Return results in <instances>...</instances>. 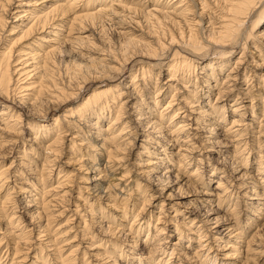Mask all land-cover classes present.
Segmentation results:
<instances>
[{"label": "bare ground", "instance_id": "6f19581e", "mask_svg": "<svg viewBox=\"0 0 264 264\" xmlns=\"http://www.w3.org/2000/svg\"><path fill=\"white\" fill-rule=\"evenodd\" d=\"M12 14L14 23L9 31L15 36L7 38L2 31L8 24L7 17ZM107 27L114 28L119 41L122 39L121 54L117 56L109 46L98 50L96 56L82 53L81 50L93 44V39H102L103 29ZM256 27L258 33L253 32ZM137 31H142L150 40L141 39ZM250 36L262 38L264 44V0H0V158L11 155L22 145V134L26 130L31 131L32 138L28 140L41 150L37 158L31 153L34 147L30 144L28 150L24 144L15 157L19 159L18 164L12 161L5 167L0 162V215L5 222L7 220L6 230H0V264H23L31 248L37 251L31 264H75L83 252L85 264H91L90 257L102 260L99 264H122L121 258L126 260L123 264H185V261L186 264H250L253 252L264 253L261 247L253 248V244L264 243V220L256 232L259 235L254 233L243 245V241L232 239L231 234L236 230L234 223L220 229L230 223L229 216L212 215L216 212L214 207L223 206L232 195L225 171L218 174V167L213 166L212 174L218 175V185L216 191H203L205 197L201 200L207 205L174 200L182 186L205 184L201 173L204 158L198 159L195 169H189L193 153L205 147L203 141L212 144L205 147L211 149L213 144L217 147L225 143L229 136L235 141L234 155L242 154L241 159L245 160L244 167H249L248 156L255 149L252 145L256 144L259 149L257 174L262 177H248L255 178L256 183H252L255 187L264 186V118L259 123L263 127L259 134H251L246 119L250 110L254 112L253 99H250L254 87H241L243 80L250 81L249 65H242L247 63L243 60ZM239 45H243L242 52L233 67L229 65L231 59L216 57L228 55ZM64 54L69 59L63 61ZM167 59L171 61L166 69L168 81L159 85V73L154 75L151 90L146 80L151 78L150 67L162 65ZM134 61L138 65L137 73L130 76V82H123L121 77L126 67ZM226 70L222 77L221 73ZM261 72L264 76V70ZM166 84L170 98L160 106L157 98ZM260 84L264 87L262 75ZM89 86H94L91 93L80 102L71 103ZM235 91L240 94L234 102H226ZM213 94L215 101L211 99ZM261 100L264 102V96ZM262 106L264 117V103ZM58 108L61 114H53ZM25 114L28 117L24 118ZM31 115L42 123L32 120ZM49 116H53L52 122L45 123ZM220 129L222 132H218ZM219 135L226 141L217 138ZM64 145L72 151L69 161L74 159L73 162H82L84 157L79 153L85 149L88 158L78 170L86 166V170L94 173L93 186H85L84 190L97 192L92 197L97 196L96 199H88L90 193L87 192L80 204L71 200L72 188H66L73 182V175L63 167L71 162L57 165L55 170ZM130 147H141V150L134 153ZM75 153L80 158L73 157ZM29 155H33L38 164L32 163ZM101 161H104L103 166ZM231 162L232 168H238L239 161ZM13 167H17L18 175L9 171ZM133 167L134 174H131ZM12 176H21L16 177L22 180L21 185L11 186ZM130 177L132 180L127 182ZM253 187L250 192L264 196V190ZM77 188L83 189V186ZM169 190L155 216L150 210L154 195ZM134 191L139 198L130 197ZM21 192L25 193L24 207H33L32 212L19 213L18 207L23 203L14 194L22 196ZM212 196L218 198V203H214ZM75 198L79 201L80 196ZM97 199L102 202L96 203ZM138 202L143 206L133 211L129 230H123L125 224L122 228L116 226L115 222L127 219ZM71 203L76 206L74 209H69ZM107 206L114 207L117 213L105 211ZM255 206L261 209L258 204ZM65 211H72L74 215L70 214L61 224L58 221ZM233 212L231 209L229 213ZM75 215L76 221L72 217ZM151 218L156 220L155 225ZM153 227L155 232L151 233ZM168 230H172L171 233ZM224 230L226 234L222 235ZM91 231L100 232L102 237L86 242V246L71 244L73 241L69 242L70 237H66L72 232H75L73 240L91 237ZM142 235L146 237L143 244ZM171 236L177 239L168 251L166 238ZM32 237L38 241L33 242ZM118 237L132 240L133 250H137L140 243L143 247L138 253L131 252L124 247L125 242L115 239ZM195 241L198 248L189 253L187 248ZM64 242L71 244L66 250ZM104 244L108 246L102 249ZM4 246L6 250L2 255ZM91 250L96 252L91 253ZM158 250H163L164 254L155 257ZM221 250L225 251L222 259L218 257ZM87 254L90 257H86ZM173 258L177 261L172 262Z\"/></svg>", "mask_w": 264, "mask_h": 264}, {"label": "rangeland", "instance_id": "374dc122", "mask_svg": "<svg viewBox=\"0 0 264 264\" xmlns=\"http://www.w3.org/2000/svg\"><path fill=\"white\" fill-rule=\"evenodd\" d=\"M14 10L15 9H13L12 11H14ZM11 16H12V18H10ZM11 16L10 17H7L8 18V24L5 27L4 31H2L3 33L1 32L4 36H7V38H11V37H14L15 36V35H10V31H9V29L11 28V26L14 23V20H12V19H13V16H15V15L12 14ZM253 17L254 16H252V18ZM252 18H251V20H253ZM250 21L247 22L246 26H248V25L250 26ZM129 25H131V24H129ZM249 26L247 27L248 30L250 29ZM260 26H261V24H259V30L261 29ZM257 27L255 28V30H253V32L256 31V33H258L259 30H256V29H258ZM142 33H143L142 31H137V35H139V37L141 39L142 38L143 39L146 38L145 40H147V39L150 40V38H147L148 36H146L144 33L143 34ZM102 34H103V35H101L102 36L101 37L102 39H100V41H99L98 38H96L95 40L93 39V44H91L85 50H83V51L81 50V52L82 53H85L86 56H96V55H98L97 54L98 53V50L100 51L104 46L105 47H108L109 46L108 48L112 49L116 53L117 56L120 55L121 54V50H120V47L121 46H119V45H120V43H121L120 41H122V39H120V41H119V38H118L119 36L117 35L116 30H114V28H112V27H107V28L103 29ZM103 38H104V41H103ZM254 40L260 41V42H256ZM261 40H262V38L254 39L252 37L248 39L249 46H248V49L246 50V54L244 56L246 58L243 60V61H246L247 63L246 64H242V65H249L248 66V71H249L248 72V75L250 77V81H245L244 82V80H243V84L241 85V87L243 89L247 88L249 85H250L249 86V89L252 88V87H254L251 90L252 92L250 93V96H251L250 99H253V103H254L253 104V110H254V112L252 113V111L250 110V112L247 113V116L249 118L246 119V122L248 124H250L249 129H251V132H252L251 134L254 133L253 135L259 134L260 130H262L263 127H260L259 126L260 125L259 123H260V120L261 119L263 120V118H264L262 116V113H261V110H263L262 109L263 108L262 104L264 103L261 100L262 97L264 96V87L260 86V85H262V84H260V75H262V79H264V76L262 74L263 72H261L262 70H264V64H261L262 63V60H264V44H263V42ZM242 42H244V39L242 40ZM242 46L243 45H239L237 47H234L233 51L231 53H229L228 55H225V56H222V57H220V55H218L216 57L217 58L219 57L220 59H222L224 57H225V59H227V58L228 59H231V61L229 62V65L231 67H233L234 66V62L238 59V57L240 56V53L242 52ZM252 47H255L256 49H254ZM116 48H118L119 50L116 49ZM93 49H95V50H93ZM116 51L117 52L119 51V53H117ZM61 59L64 61L66 59H69V56H66L64 54L63 56H61ZM207 59H209V58H207ZM151 60H152V62H156L154 59H151ZM170 62H171L170 59L169 60L167 59L165 62H163L162 65H153V66L150 67V70H151V72H150L151 73V78L150 77H147L146 80L149 81L147 86H151L152 85V79H154V75H156L158 73L159 74L157 75V77L159 78V83L161 82V84H159V85H162V83L164 84V83H166L168 81V76L166 75V69H167V67H168V65H169ZM137 69H138V65L135 64V61L133 63H129V65L126 67V71H125L124 75L121 77V80L123 82H130V76L132 74H134V73L136 74L137 71H138ZM226 73H227V70H226V72L223 71L221 73V76L222 77L225 76L224 74H226ZM192 80H193V84H194L195 81H194V79H192ZM188 85L191 86V88H194L193 87L194 85H192L190 82H188ZM164 86H165V88H164V91L162 92V95L158 96V98H157V101H159L160 106L164 105L165 102L170 98V95L167 94L168 90L166 91L167 84L164 85ZM93 87L92 86H89V88H87L86 91H84L82 93V95L79 97L78 100H74L71 103L74 102L73 104H75L76 102H80V100H82L86 95H88L89 93H91L93 91V89H94ZM150 89L152 90V86L150 87ZM180 91L181 92H184V88H181ZM213 92L216 93L217 91L214 90ZM166 94H167V97H165L163 99V97L166 96ZM239 94H240L239 91L233 92V95L226 102L233 103L234 102V99ZM215 98H216V96L213 94V96L211 97V99L213 101H215ZM225 99H227V98H225ZM246 99L247 100H245V101H247V103H250V101L248 100V98H246ZM221 104H223V103H221ZM192 109L195 110L196 108H192ZM189 113H192V112H189ZM53 114L60 115L61 114V109L58 108L56 111H53ZM228 114L231 115L229 112H228ZM26 116L27 115L25 114L23 117L26 118ZM31 117H32L31 118L32 120H38V121L41 120V119H39L36 116H32L31 115ZM51 117H53V116H49L44 122L45 123L52 122V118ZM40 122L42 123V121H40ZM227 122H229V120ZM169 127H171V126H169ZM218 132H222V129L218 130ZM204 135L209 136L210 134L209 133H205ZM22 136L24 137L23 142H22V145L20 144L19 147H16V150L13 151V153L11 155H7L6 157L0 158L1 164L2 165L5 164V167H8L11 164L12 161H16V163L14 165L18 164L17 162H19V159H16L15 157L20 154L19 152H20V150H22L24 144L27 146L28 150H30L29 149L30 148V144H31V146L34 147V150L31 153L35 157L38 158V156L41 155L40 154V151H41L40 150V147L38 145H36V144H32V142L30 140H28L29 138H32L31 137V131L30 130H26L25 133L22 134ZM141 138H143V137H141ZM217 138H219L221 140L223 139V141L224 140L226 141V139H224V137H222L221 135H219ZM227 139L228 140L225 143H223V144L221 143L217 147L213 144L214 147H211V149H209L210 147L207 148V149L205 147L206 146H210L212 144H210L209 142L203 141V144H204L205 147L203 149L201 148L202 150L200 149L199 152L193 153V156L194 157L192 159V163L189 166V169H195L196 168V165L198 164V159L199 158H204V162H203V164H201V170H202L201 173H202L203 178L205 179L204 180L205 181V184L204 183H203L204 185L203 184H198L197 186H194V185H192V186H182L180 188L181 190L177 193L176 196H174L175 197L174 200H176V198H177V201H182V202L193 201V202H195V204L198 203L200 206L202 204L203 205H207L206 203L204 204L202 202V200H201L202 197H205V195L202 194L203 191L204 190L206 192L216 191V186L218 185V183H217L218 175H215L214 176V174H212L213 166L216 167V168L218 167V169H217L219 171L218 174L222 173V171H225L224 172L225 175H228V176H226V178L228 180H230V182H227V185L230 184V186H231L230 187V191H231L232 195H231L229 201L227 200V202L223 203V206H219V205H217L218 207L215 206L214 209H215L216 212L214 214H212V215L213 216H216V215H219L220 214V215H225L227 217L229 216L231 218V220H229L230 223L225 224L224 226L220 227V229H223L224 227L226 228L228 225H231V223H234V228H236V230H235L236 233L234 232L233 233L234 235L231 234V236H233L232 239L233 240H237V241H243L241 244L244 245V244H246L245 242H247V240L251 239V237H252V235H254V233L258 232V229L260 228V223L264 220V215H263L264 214L263 213L264 212V196H262V195H255V193L250 192V191H252V187L254 186V184H252V183H256V181H255V178H253V179L251 178L250 179L248 177L249 175H255V177L258 178V179H261V177H262V174H260V175L257 174V172H258L257 171V169H258V159H259L258 152L257 151H259V149H258V147L255 146L256 144L252 145V147L255 148V149L252 150L251 154L248 156L249 157L248 158L249 167H244V165L242 166V164L245 163V160L242 161V159H241L242 158V154H239L241 156H235L234 155V144H235V141L234 140L232 141L233 138L231 136H229V138H227ZM229 139L231 140L230 142H229ZM89 140H90V142L92 141L91 139H89ZM78 143H80V140H78ZM66 145L71 146L70 143H66ZM66 145H64V150H63L62 155L60 156V158H58L56 160L55 170L58 167L57 165H61L63 163H66V161H69L70 156L72 155L71 154L72 151H70V149ZM135 147H136V145H135ZM135 147H134V149L132 147H130L131 150H133L131 152H134L135 153V152H138L139 150H141V147H137V148H135ZM150 149H152V148H150ZM175 149L177 150V148H175ZM218 150H220L221 152H218ZM87 152H88V150H87ZM75 154H74L73 157L78 156V158H80V155H82L84 157V158H82V160H80L82 162L80 163L78 161L80 163L79 164L76 161L73 162L74 161V159H73V161H69V162H71V164L69 166H66V165L63 164V167H65L69 171H72L73 182L69 183L70 186H68L66 189H70V188L73 189V190L71 189V191H72L71 200H73V202L75 204H80V200L84 199V197H87L88 193H90V195H88V197H87L88 199H93V200L96 199L97 196L96 197L94 196V198H92V197H93V195H96L97 192H95L93 194L94 190H90V191L86 190L88 193L85 192V190H84L88 186L90 188L93 186V185H91V181L94 178L93 177L94 173H91L90 170H86L85 169L86 166L80 168L81 170H78L79 169L78 168L79 165H82L84 163L83 160L86 159V158H88V156L85 154V149H83V152L81 151L79 153L80 155L78 153H75ZM33 155H29V156L31 157ZM131 157H132V155L130 156V158ZM40 158H42V156H40L39 159ZM142 158H145V160H146V157H142ZM243 158H245V155H243ZM32 160H33L32 163H37L33 158H32ZM131 160H132L131 161V163H132L134 161V159L132 158ZM232 160L239 161V162H237V165H238L237 167L238 168H232L233 167L232 166V162H231ZM100 163H102V164H100L101 166L104 165V161H101ZM129 167H132V165H129ZM16 168L17 167H13L11 170H9V171H12L13 172L12 175H15V174L18 175L19 172L16 171ZM38 168L40 169L41 168V165H39ZM236 169H240V170L237 171ZM134 170H135V168L133 167L132 168L133 173H131V174H134ZM243 172H244V174H243ZM169 173L171 175H174L175 174L173 172H169ZM24 175H26V173ZM27 176H28V174H27ZM16 177H21V176H16ZM16 177L15 176H12L10 178V183L9 184L11 186L13 184L21 185L22 180L21 179H18ZM56 177H58V175ZM172 178H174V177L172 176ZM130 180H132L131 177L127 180V182H130ZM260 181H262V180H260ZM145 183L146 182L144 181L143 184H145ZM262 184L264 185V181L262 182ZM175 185H177V184H175ZM77 186H81V187L83 186V189L82 188L79 189V188H77ZM263 187L264 186H262V185L261 186H256V187L254 186L253 189L254 188H257L258 191H261L262 192L264 190ZM194 188H196V189H194ZM79 191H80L81 194H79ZM160 192H156V194L153 197V200L151 201L150 210L151 211L153 210V213L155 214V216L159 212V209L161 207V201L164 200L165 196H167L168 193H170V190L168 192L162 193V194ZM21 193H23L22 196L20 195V193H15L14 194V196L18 197L19 200L21 199V202L23 203L20 207H18V209L21 210V212H19V213H22V211H24V210H27L28 212H32L34 210L33 207H29V208H25L24 207L25 204H26L25 203V200L23 199V196H24L25 193L24 192H21ZM131 194H132L130 196L131 198H134V196H135V198L136 197L139 198L138 197V194L135 193V191L132 192ZM78 196H80L79 201H78V199L76 200V198H75V197H78ZM119 197L120 196H118V198ZM179 197H181V198H179ZM212 197H213V199L215 198L214 199L215 200L214 203H218V198L216 196H212ZM251 198H253V199H251ZM120 199H122V198H120ZM102 200H104L105 202L107 201L106 198L105 199H102ZM102 200H100V201L102 202ZM141 200H142V198H140V201ZM100 201L97 199L96 200V203L97 202H100ZM31 203L34 204L33 201H31ZM255 204H258L261 207V209L258 210V208H256ZM71 205H72V203H71ZM103 205H105V203ZM142 206H143V204L141 202H138L137 205H136V207L133 208L132 212H129V214L127 215V219L124 218L119 223L118 222H115L116 223V226L122 228V227H124V224H125V228H123V230L128 231L129 230V228H128L129 227V223L133 220V218L131 216L132 213H133V211L134 210L135 211H138ZM209 206L211 208L212 205L209 204ZM230 206H233L234 207V208H231V209H234V212L232 214L229 213V212H231V209H229ZM75 207L76 206L72 205L71 207H69V209H74ZM110 207L107 206L106 207L107 209L105 208L106 209L105 211H109L110 213H113V214L115 213L116 214L117 213L116 212L117 210H114V207L113 208H110ZM235 207H236V209H235ZM93 208H94V206H93ZM80 209H81V207H80ZM116 209H118V208H116ZM118 210H121V209H118ZM228 210H230V211L228 212ZM0 213H2V212L0 211ZM81 213L83 214L84 211L81 210ZM70 214H73L74 215V213L72 211H70V212L65 211V213L59 218V221L58 222H60L61 224H64V222H66V219L68 218V216H70ZM28 216L29 215H27L26 221L29 223L30 220H29ZM72 217H73V220L74 221H76V219L78 218L76 215L75 216H72ZM232 220H233V222H232ZM149 221H150V219H149ZM6 222H7V220H6ZM6 222H5V218L0 215V230L2 232H4L6 230V228H5ZM127 222H128V225L126 227ZM151 222H153L154 225L156 224V220L154 218H151ZM248 222L250 224L249 227H248ZM28 223H27V225H29L30 226L29 228H31L32 226L30 224H28ZM235 223H237V224H235ZM121 224H123V226ZM162 224L163 223L158 224V225H162ZM54 227H55L54 229L57 228V226H54ZM152 229H151V233H154L155 232V228L153 227ZM72 231H75V228ZM171 231L172 230H168L169 233H171ZM226 231L227 230H224L222 235H224V233ZM17 232H19V231H17ZM74 234H75V232L74 233L72 232V234H69V235L66 236V237H70L69 242L73 241V242H71V244L82 243L83 246H86L88 244L86 242H89L90 243L91 241H97V240H99L100 237H102V235L100 234V232L99 233L98 232L96 233V231L95 232L91 231V232H89V234L91 235V237L86 236L85 238H82V239H81V237H77L76 240H73L72 239V236ZM256 234H258V233H256ZM143 235L141 236L142 240H140V242L142 244L144 243V238H146ZM217 235L220 236L221 234H217ZM0 236H2V233H0ZM163 237H166V235H164ZM193 238H196V235L194 236V234H193ZM257 238H258V236L256 235L255 239H257ZM8 239H11V237H9ZM32 239H33V242H35V243H36V241H38L36 239V237H32ZM42 239H44V238H42ZM115 239H119L121 242L122 241L125 242L124 247L126 248V250H130L131 252L132 251L133 252L135 251V252L138 253V252H140V249H142V247H143V245L140 246L141 243L139 242L140 244H139V246H137L138 247L137 250H133L130 247V245L133 246V241L132 240H126L125 241V238L124 237H120V238L118 237V238H115ZM166 239L169 240V242L167 244H165V245H167V248H168V251H169L173 247L171 243L176 242V239L177 238L174 237V236H171V237H167ZM120 241H119V243H120ZM10 242H12V241H10ZM115 242H118V240L117 241L115 240ZM65 243L66 242H64L63 247L65 246L64 249L66 250V249L69 248V246L71 244H65ZM258 244H260V243H258ZM258 244H256V245L253 244V248H257V250H259L260 247H261V248H263L261 250H264V247H263L264 246V243H261V245H258ZM35 245L37 246V244H35ZM108 245H109V243H108ZM108 245H105L104 244L102 249H104V247L105 246H108ZM75 246L76 245H74L73 247H75ZM151 246L152 245H150V247ZM197 248H198V244L195 241V242H193V245L190 248H187V251H191L189 253H194V252H196V249ZM31 249L32 250L30 251V253L28 255L27 261L24 262L23 264H31L32 261H34V258L33 257H34V254L36 255V252L37 251L34 250L33 248H31ZM84 249L85 248H83V250ZM138 249H139V251H138ZM3 250H2L3 251L2 252V255L4 254V252L6 250L5 249V246L3 247ZM12 251H13L12 252L13 254H11V256L14 255V250L12 249ZM253 251H255V250L253 249ZM68 252H69V250H67V252H65V255ZM92 252H96V251L95 250H91V253ZM180 252L181 251H178V253H180ZM83 253L80 254V256H81L80 257V260L77 261L75 264H85L84 263L85 260L83 258L84 257L83 256ZM224 253H225V251H222V254L221 255H218V257L220 259H222L221 256H223ZM162 254H164L163 250L162 251H159L158 250V252L155 255V257H159ZM88 256H89V254H87L86 257H88ZM18 257H19V255H18ZM90 258H91V261H92L91 264H99V263H102V260H99V259H96V258H93L92 259V257H90ZM120 260H121V263L122 264L123 263H126V260H124L122 258ZM174 261H177V260L175 258H173L172 259V262H174ZM108 263H111V261H109ZM186 263L187 262L185 261V264ZM248 264H249V262H248ZM250 264H264V253H261V251L260 252H258V251L253 252L252 253V257H250Z\"/></svg>", "mask_w": 264, "mask_h": 264}]
</instances>
